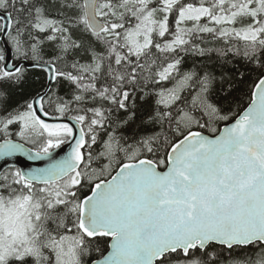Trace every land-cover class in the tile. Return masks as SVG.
<instances>
[{
  "label": "snow or ice",
  "instance_id": "6c2138e0",
  "mask_svg": "<svg viewBox=\"0 0 264 264\" xmlns=\"http://www.w3.org/2000/svg\"><path fill=\"white\" fill-rule=\"evenodd\" d=\"M0 264H264V0H0Z\"/></svg>",
  "mask_w": 264,
  "mask_h": 264
},
{
  "label": "trees",
  "instance_id": "16d2710c",
  "mask_svg": "<svg viewBox=\"0 0 264 264\" xmlns=\"http://www.w3.org/2000/svg\"><path fill=\"white\" fill-rule=\"evenodd\" d=\"M16 99H19V97H15Z\"/></svg>",
  "mask_w": 264,
  "mask_h": 264
}]
</instances>
